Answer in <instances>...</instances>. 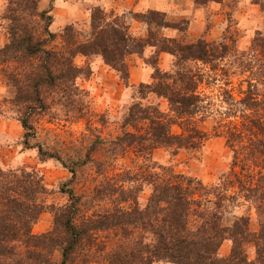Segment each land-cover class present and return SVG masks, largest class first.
<instances>
[{
  "label": "rangeland",
  "instance_id": "rangeland-1",
  "mask_svg": "<svg viewBox=\"0 0 264 264\" xmlns=\"http://www.w3.org/2000/svg\"><path fill=\"white\" fill-rule=\"evenodd\" d=\"M22 4L21 8L25 6L24 2ZM97 8L104 13L107 24L118 20L116 23L129 37L128 45L137 40L146 42V45L139 52L124 56L128 74L124 81L100 55L77 54L73 64L80 69L75 82L79 92L54 90L44 95L48 109L31 118L36 130L31 143L60 156L66 168L53 159L40 161L36 149L22 147L24 130L18 120V108L10 103L14 91L6 85L3 70L7 66L0 67V168L33 169L43 177L48 191L43 197L48 208L33 225V234L50 231L54 220L50 207L67 203V197L59 193L61 185L72 177L67 167L74 168L76 176L66 188L85 196L87 207H83L80 215L90 217L113 208L111 201L116 196H107L102 203L91 199L94 189L101 183H123L129 176L137 180L134 185L143 188L139 199L144 201L149 196L150 186L143 183V176L158 173V166L197 179L207 187L219 183V177H226L234 171L244 188L233 181V187L226 191L227 199L219 208L221 224L229 227L236 219L247 217L249 230L257 232L261 218L251 196L264 193V174H257L259 170L255 168L251 172L246 167L241 171L243 163L233 167V152L221 134L224 126L235 120L223 114L230 108L227 105L231 103L230 95L231 100H238L240 91L247 89V83L257 86L259 93L264 95V85L261 84L264 81V0H38L37 10H48L52 17L48 30L54 38L47 42L45 48L65 51L67 44L63 30L67 27L73 29L74 42L91 41V15ZM152 12L160 13L154 21L150 17ZM14 17L20 19L18 25H25L29 30L32 28L38 36L47 38L42 31L43 23L36 18L23 19L26 17L11 4V0H0V48L8 43L9 30L15 26L11 21ZM163 22L174 24L176 28L158 25ZM200 41L219 47L207 62L182 61L180 54L160 51L161 46L174 48L173 43L185 46L196 45ZM221 45L227 47L226 51L220 48ZM156 69L174 79H178L177 73L186 74L197 83L202 103L193 122L207 138L195 150L177 146L158 147L149 156V162L132 148L116 155L110 142L121 135L124 115L132 104L139 102L143 107L169 112L166 99L141 88L156 82L153 79ZM226 93H229V99ZM141 126L142 123L139 124ZM126 130L134 132L130 128ZM171 132L180 134L181 130L173 125ZM94 145L91 163L86 166L73 164ZM97 163L101 167H97ZM249 186L258 188L257 193L246 192ZM211 200L214 201L213 198ZM205 205L210 206L208 202ZM199 223L196 217H192L189 228L195 229ZM126 246L127 240L114 231L89 233L77 248L71 264H108L106 255L113 249ZM244 249L252 259L254 245L247 243ZM230 250L231 241L226 239L218 250L219 256L229 255ZM54 259H58L56 253ZM154 264L171 263L159 261Z\"/></svg>",
  "mask_w": 264,
  "mask_h": 264
},
{
  "label": "trees",
  "instance_id": "trees-1",
  "mask_svg": "<svg viewBox=\"0 0 264 264\" xmlns=\"http://www.w3.org/2000/svg\"><path fill=\"white\" fill-rule=\"evenodd\" d=\"M23 2L25 6L21 8ZM12 3L26 17L23 19L36 18L43 23L42 31L48 38L43 39L32 28L29 30L25 25H18L20 19L14 17L11 21L15 26L9 30L8 43L0 48V67L7 66L3 70L6 85L14 91L10 103L18 108V120L24 130L21 145L27 150L36 149L40 161L53 159L65 167L60 156L31 143L36 136L31 118L48 109L44 95L54 90L79 92L75 82L80 69L73 64L77 54L100 55L124 81L128 77L124 56L139 52L146 42L137 40L128 45L129 37L116 23L118 20L107 24L104 13L97 8L91 15V41L74 42L73 29L67 27L63 30L66 50H47L45 45L54 38L48 30L52 20L50 11L39 12L38 0H22L21 3L11 0ZM150 15L154 21L160 13L152 12ZM158 25L176 28L170 23ZM156 44L152 46L158 47ZM172 45L175 49L161 46L160 51L180 54L182 61L207 62L219 48L204 41L196 45ZM220 48L226 51L227 47L221 45ZM177 76L178 79H174L156 69L153 77L156 82L141 86L149 94L166 99L169 112L143 107L139 102L132 104L124 115L121 135L110 142L114 154H124L132 148L149 162V156L158 147L177 146L195 150L202 146L207 135L193 122L202 103L198 85L186 74L177 73ZM261 84L264 85V81ZM240 95L238 100H231L230 95L231 103H227L230 108L223 114L235 120L224 126L221 136L233 152V167L243 163L241 171L245 167L250 172L255 168L261 175L264 174V95L251 83H247V89L240 91ZM226 96L229 99V93ZM173 125L180 128V134L171 132ZM94 151L95 145L73 164L88 165L93 161ZM96 166L101 167L99 163ZM67 168L72 175L71 180L62 184L59 190L67 197V203L50 207L53 226L40 235L33 234L32 227L48 208L43 199L48 193L43 177L33 169L0 168V264H71L77 248L89 233L99 231H114L128 242V246L113 249L106 255L108 264H154L159 261L171 264H264V193L251 196L261 218L257 232L249 230L247 217L236 219L229 227L221 224L219 208L227 199L226 191L233 187V181L244 188L234 171L226 177L222 175L219 183L207 187L197 179L158 166V173L143 176V183L150 186L149 196L144 201L139 199L143 188L134 185L137 180L129 176L123 183H101L100 188L94 189L91 199L102 203L107 196H116L111 201L113 208L87 217L80 215L87 205L85 196L66 188L76 176L74 168ZM257 189L249 186L245 190L257 193ZM205 202L210 206L206 207ZM192 217L200 221L195 229L189 228ZM226 239L231 241L230 254L221 257L218 250ZM247 243L255 247L252 259L244 249ZM55 253L57 260L54 259Z\"/></svg>",
  "mask_w": 264,
  "mask_h": 264
}]
</instances>
